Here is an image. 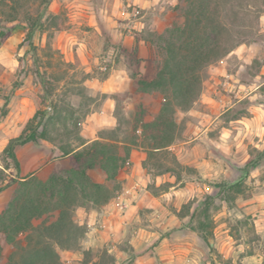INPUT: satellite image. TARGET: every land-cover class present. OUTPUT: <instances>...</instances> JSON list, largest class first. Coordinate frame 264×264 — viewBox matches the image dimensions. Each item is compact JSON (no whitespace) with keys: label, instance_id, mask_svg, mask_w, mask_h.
Returning a JSON list of instances; mask_svg holds the SVG:
<instances>
[{"label":"rangeland","instance_id":"1","mask_svg":"<svg viewBox=\"0 0 264 264\" xmlns=\"http://www.w3.org/2000/svg\"><path fill=\"white\" fill-rule=\"evenodd\" d=\"M243 1L252 8L243 19L242 41L201 70L199 96L187 111L175 115L174 141L147 152L139 139L133 148L139 151L140 146L145 152L143 168L148 176L137 189L134 210L121 222L122 235L85 247L88 226L80 223L83 212L100 206L77 207L73 217L84 233L78 245L59 250L62 264H264V0ZM49 4L50 0H0V169L5 165L3 148L21 133L33 109H45L46 115L54 106L60 110L63 119L55 122L60 135L51 143L80 142L81 122L91 102L82 80L90 72L70 51H62L57 35L69 25L66 10L53 14ZM175 4L176 0H165L153 11L137 9L144 18L138 37L147 45V56L117 53L114 58L122 59L131 72L151 78L160 61L156 35L181 21ZM33 26L36 29L29 35ZM217 66L220 71L215 73ZM106 72L99 70V76ZM212 84L218 94L212 92ZM203 92H212V103L202 101ZM114 98L115 118H120L124 131L139 125L138 119L151 120L159 108L154 92L132 88ZM199 106L209 114L197 116ZM203 127L207 130L199 135ZM111 130L98 131L99 139L110 138ZM24 145L16 146L21 163L32 154V148ZM39 152L35 148L37 156ZM10 167L5 174H14ZM46 169L37 176L45 179ZM89 173L94 180L104 177L100 170ZM116 184L115 199L127 186L120 179ZM17 188L13 183L0 192V211ZM116 207L118 214H124L118 202ZM112 217L115 220L116 215ZM200 222L206 225L208 243L199 236ZM0 241L6 255L10 247L1 236Z\"/></svg>","mask_w":264,"mask_h":264},{"label":"trees","instance_id":"2","mask_svg":"<svg viewBox=\"0 0 264 264\" xmlns=\"http://www.w3.org/2000/svg\"><path fill=\"white\" fill-rule=\"evenodd\" d=\"M174 8L181 21L156 35L160 61L154 75L147 78L138 70L130 73L136 92L158 96L159 108L151 120L138 119L139 125L124 131L117 117L110 138L87 144L80 141L78 149L60 141L58 149L68 162L45 179L33 172L21 175L16 146L55 140L60 135L55 122L63 119L60 110L54 106L46 115L45 109H37L21 133L8 140L2 150L5 165L0 169V192L13 183L18 188L0 211V236L10 247L4 255L0 241V264H62L59 250L78 245L84 233L74 220V210L102 206L114 197L118 171L130 164L131 150L139 145V139L147 152L174 141L178 134L176 113L187 111L199 96L201 70L242 41L243 19L252 5L243 0H176ZM119 134L126 135L120 139ZM10 166L14 174L7 175ZM91 170H100L103 180H94ZM199 224V236L208 243L206 225Z\"/></svg>","mask_w":264,"mask_h":264},{"label":"crops","instance_id":"3","mask_svg":"<svg viewBox=\"0 0 264 264\" xmlns=\"http://www.w3.org/2000/svg\"><path fill=\"white\" fill-rule=\"evenodd\" d=\"M170 1L173 2V0H167L169 3ZM160 2H165V0H50L49 10L53 14L66 10L65 15L69 24L58 30L59 46L62 51H70L75 55L83 65L85 72H90V75L82 80L84 90L91 98L88 104L89 109L81 122L78 134L80 141L84 144L99 139L98 131L111 130L116 126L114 95L130 91L133 88V81L129 66L122 59L118 60L114 57L117 53L119 57L123 56L122 53L127 55L137 53L139 58L147 56V45L143 38L138 37L145 24L144 18L138 16L136 10L153 11L160 5ZM121 26L135 29L126 30ZM34 35L36 36V33ZM98 69L107 70V72L100 77ZM214 70L218 73L220 68L217 66ZM213 79L216 83L217 76ZM212 87V92H217L214 84ZM212 92L210 94L203 92L202 101L212 103ZM196 110L197 116L201 118L209 114L200 106ZM34 112L35 109L31 114L33 115ZM206 130L205 127L201 128L199 135ZM24 146L32 148V154L29 160L21 163L18 150L16 151L20 169L21 171L25 169V173L21 175L30 172L37 173L47 167L45 171V177H47L50 171L65 166L68 162L67 155H61L58 145L47 140H40L38 143L28 142ZM71 146L78 149L82 145L71 144ZM35 148H40L38 156ZM138 148L139 151L131 150L128 168L123 167L118 171L117 179L124 181L127 185L122 193L98 209L83 212V219L80 223L85 222L88 226L86 238L82 241L85 247H96L99 244L113 242L122 235L119 229L123 227L121 222H125L127 213L134 210L135 198L138 197L137 189L148 176L145 175L142 166L145 152L140 146ZM47 151L51 153V156L45 155ZM97 177L98 179L95 180H103L102 174ZM116 202L124 209V214L116 212ZM113 214L116 215L115 220H113ZM65 253L69 252L65 251Z\"/></svg>","mask_w":264,"mask_h":264}]
</instances>
